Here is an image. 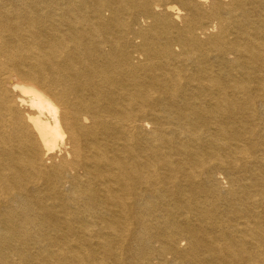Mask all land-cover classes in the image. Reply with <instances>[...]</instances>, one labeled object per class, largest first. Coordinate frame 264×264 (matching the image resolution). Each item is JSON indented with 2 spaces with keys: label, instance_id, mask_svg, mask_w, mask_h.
Returning a JSON list of instances; mask_svg holds the SVG:
<instances>
[{
  "label": "bare ground",
  "instance_id": "6f19581e",
  "mask_svg": "<svg viewBox=\"0 0 264 264\" xmlns=\"http://www.w3.org/2000/svg\"><path fill=\"white\" fill-rule=\"evenodd\" d=\"M0 264H264V0H0Z\"/></svg>",
  "mask_w": 264,
  "mask_h": 264
}]
</instances>
